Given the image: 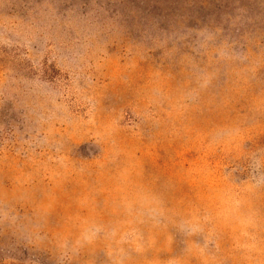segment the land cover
<instances>
[{
    "label": "rangeland",
    "instance_id": "1",
    "mask_svg": "<svg viewBox=\"0 0 264 264\" xmlns=\"http://www.w3.org/2000/svg\"><path fill=\"white\" fill-rule=\"evenodd\" d=\"M0 264H264V0H0Z\"/></svg>",
    "mask_w": 264,
    "mask_h": 264
}]
</instances>
